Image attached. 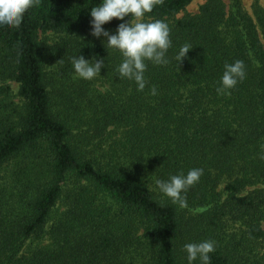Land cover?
Instances as JSON below:
<instances>
[{
	"label": "trees",
	"instance_id": "16d2710c",
	"mask_svg": "<svg viewBox=\"0 0 264 264\" xmlns=\"http://www.w3.org/2000/svg\"><path fill=\"white\" fill-rule=\"evenodd\" d=\"M192 1L146 14L169 24L172 47L168 64L146 62L143 91L88 34L100 0H40L19 28L0 27V264H187L184 245L203 240L215 242L211 264H264V15L261 43L238 3L175 19ZM79 54L104 58V91L75 75ZM235 60L246 78L218 93ZM117 131L104 153L99 139ZM194 167L204 174L187 207L161 197L157 179Z\"/></svg>",
	"mask_w": 264,
	"mask_h": 264
},
{
	"label": "clouds",
	"instance_id": "9594fccd",
	"mask_svg": "<svg viewBox=\"0 0 264 264\" xmlns=\"http://www.w3.org/2000/svg\"><path fill=\"white\" fill-rule=\"evenodd\" d=\"M162 0H100L90 8L89 35L101 40L103 47L117 50L121 57L117 72L119 77L133 81L137 90L143 91L147 85L145 72L147 63L166 65L169 63L167 53L172 47L171 29L167 22L161 19H145L154 6ZM40 0H0V27L19 28L25 13L38 6ZM125 17L129 19L125 20ZM113 19L121 21L115 31L103 26ZM192 48L190 44L182 45L175 55L180 62ZM75 75L83 80H94L101 76V69L105 68V60L99 56L88 59L79 54L71 60ZM246 78L245 64L242 60L225 63L220 77L217 92L228 94L238 83ZM156 94V89H151ZM204 169L194 167L186 173L180 172L167 179L156 180V186L162 198H167L172 204L180 208L187 207L186 193L192 186L199 183ZM187 264H211L210 253L215 251V242L203 240L184 245Z\"/></svg>",
	"mask_w": 264,
	"mask_h": 264
},
{
	"label": "rangeland",
	"instance_id": "374dc122",
	"mask_svg": "<svg viewBox=\"0 0 264 264\" xmlns=\"http://www.w3.org/2000/svg\"><path fill=\"white\" fill-rule=\"evenodd\" d=\"M207 0H193L187 7H185V9L181 12H179L176 16L175 19H179L182 18L184 16L187 15H194L198 12V9L201 5H203ZM224 6H225V10L226 12H229V10L234 6L235 3L240 4L241 9L243 10L244 13H246L249 18L251 19L253 25L255 26V29L257 31L258 34V38L261 41V43H263L262 37H261V33H260V29L259 26L257 24V14H260L263 12L264 15V0H220ZM262 11V12H261ZM41 40H43L44 42H52L55 40V38L51 35H45V36H41ZM93 82V88H97L100 91H104L105 90V86H101V82L96 81V80H90ZM10 89L12 91V93L15 95L17 93V89L18 86L17 84L10 82L9 83ZM84 130V129H82ZM107 138V133H104V137L101 139H99V141L101 142V146L100 148H102L104 150V153H108L111 154V150H114L115 146H116V141L119 140V138H121V133L120 131H117V134H112L111 139L105 141V139ZM97 141H95V143H97ZM103 153V152H102ZM101 150L97 149L95 150V155L98 157L101 154ZM106 156V160L108 159V155ZM230 230L232 232H235L236 234H240L242 233L243 229L241 226H230Z\"/></svg>",
	"mask_w": 264,
	"mask_h": 264
}]
</instances>
